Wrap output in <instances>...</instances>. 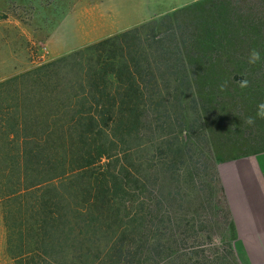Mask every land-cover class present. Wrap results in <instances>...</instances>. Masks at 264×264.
<instances>
[{
  "label": "trees",
  "instance_id": "16d2710c",
  "mask_svg": "<svg viewBox=\"0 0 264 264\" xmlns=\"http://www.w3.org/2000/svg\"><path fill=\"white\" fill-rule=\"evenodd\" d=\"M260 103L264 0L196 2L0 82L9 254L19 264H233L231 243L181 251L202 224L184 215L186 189L200 201L216 162L264 151V119L245 123Z\"/></svg>",
  "mask_w": 264,
  "mask_h": 264
},
{
  "label": "rangeland",
  "instance_id": "374dc122",
  "mask_svg": "<svg viewBox=\"0 0 264 264\" xmlns=\"http://www.w3.org/2000/svg\"><path fill=\"white\" fill-rule=\"evenodd\" d=\"M190 4L191 0H0V82ZM233 161L211 166L200 201L191 186L186 189L184 215L202 223L197 236L192 232L184 236L181 251L186 256L202 249L207 256L213 248L220 254L231 243L230 260L244 264V254L234 245L236 232L223 184L224 172ZM209 190L214 191L215 209L203 206ZM0 264H19L8 252L1 205ZM200 264L217 263L204 258Z\"/></svg>",
  "mask_w": 264,
  "mask_h": 264
},
{
  "label": "crops",
  "instance_id": "0c3cea01",
  "mask_svg": "<svg viewBox=\"0 0 264 264\" xmlns=\"http://www.w3.org/2000/svg\"><path fill=\"white\" fill-rule=\"evenodd\" d=\"M223 184L230 207L234 245L244 264H264V152L230 162Z\"/></svg>",
  "mask_w": 264,
  "mask_h": 264
},
{
  "label": "clouds",
  "instance_id": "9594fccd",
  "mask_svg": "<svg viewBox=\"0 0 264 264\" xmlns=\"http://www.w3.org/2000/svg\"><path fill=\"white\" fill-rule=\"evenodd\" d=\"M192 3H196L198 2V0H191ZM261 61V54H260V51L257 50V49H252V51L250 52L249 54V57H248V63L249 64H257L258 62ZM248 80L247 79H243L240 81V87L241 88H246L248 86ZM226 87V82L225 84H221L220 85V88L221 90H223L224 88ZM259 118V119H264V103H260L258 106H257V111H256V114L255 116H250L246 119L245 123L249 124V125H252L255 123V120Z\"/></svg>",
  "mask_w": 264,
  "mask_h": 264
}]
</instances>
